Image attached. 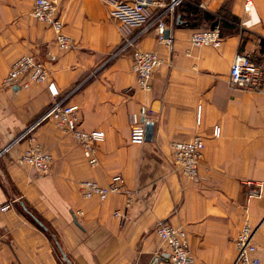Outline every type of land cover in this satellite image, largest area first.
<instances>
[{
	"label": "crops",
	"instance_id": "0c3cea01",
	"mask_svg": "<svg viewBox=\"0 0 264 264\" xmlns=\"http://www.w3.org/2000/svg\"><path fill=\"white\" fill-rule=\"evenodd\" d=\"M58 1L75 42L68 51L33 16L35 0H0V264H156L166 248L156 233L160 221L187 231L196 264H233L247 219L258 228L264 264V84L237 89L230 82L238 53L253 55L264 69V0H254L252 11L245 0L174 7L175 0H152L147 24L127 29L104 0ZM159 21L169 30L163 41ZM215 25L220 47L193 45L196 30ZM136 49L164 59L150 90L133 71ZM27 54L50 72L57 99L79 106L82 128L105 131L97 165L53 120L21 137L55 101L46 83L3 85ZM132 113L154 123L151 141L131 142ZM31 135L53 155L48 173L22 161ZM196 135L205 140L200 182L176 169L172 153V142ZM116 175L125 178V192L105 200L81 194V181L109 185ZM246 180L263 184L261 198H248ZM117 209L127 212L125 220L114 216Z\"/></svg>",
	"mask_w": 264,
	"mask_h": 264
},
{
	"label": "built area",
	"instance_id": "2783aa9c",
	"mask_svg": "<svg viewBox=\"0 0 264 264\" xmlns=\"http://www.w3.org/2000/svg\"><path fill=\"white\" fill-rule=\"evenodd\" d=\"M113 5L112 13L121 19L124 27H143L149 21L147 5L154 3L152 0H104ZM183 0H175L174 6L182 5ZM58 0H35L32 14L38 20L47 23L56 32V41L62 51H68L74 47V39L65 31V23L59 12ZM244 8L252 11L254 0H245ZM126 28V29H127ZM156 30L159 38L165 40L166 26L159 21ZM191 42L195 46L220 47L223 42L219 25L196 30L191 36ZM133 71L135 72L140 88L150 90L154 71L159 68L164 59L155 51L136 49L133 53ZM232 87L237 89L260 90L264 84V69L249 53H238L232 63L230 72ZM33 83H46L54 97V103L48 108L43 116L32 125L21 137L33 133L37 125L45 120H53L66 134H70L80 145L90 165H97L98 147L105 140V131L101 129L85 130L81 127L79 106L58 100L59 90L50 72L41 65L36 57L31 54L23 55L14 61L10 71L3 80L6 87L20 86L28 88ZM202 117L201 106L197 111V120L200 123ZM146 120L138 113L130 115L132 143L142 144L146 142ZM221 133L220 125H215L213 135L218 137ZM29 146L22 155V161L40 173H48L53 164V155L43 148L35 136L29 137ZM205 148V140L201 135H196L189 140L172 142L173 161L177 170L183 175L200 182L202 174L200 163ZM249 186L248 198L250 200L263 196V184L255 180H246ZM126 180L122 175L112 177L109 185L86 179L80 182L81 194L86 198L97 197L105 200L113 192H125ZM129 199L128 206H130ZM10 208V203L1 206V210ZM114 216L125 220L127 212L122 209L114 211ZM257 226L249 219L245 220L236 237V257L233 264H262L259 247L256 242ZM156 233L165 245V253L162 255L166 264H196L193 256L187 231L182 227L173 225L168 221H160L156 226Z\"/></svg>",
	"mask_w": 264,
	"mask_h": 264
},
{
	"label": "water",
	"instance_id": "95a60500",
	"mask_svg": "<svg viewBox=\"0 0 264 264\" xmlns=\"http://www.w3.org/2000/svg\"><path fill=\"white\" fill-rule=\"evenodd\" d=\"M165 36L169 37V30H166ZM154 123L150 120H146V140L151 141L154 135ZM156 264H166V260L163 256L156 260Z\"/></svg>",
	"mask_w": 264,
	"mask_h": 264
}]
</instances>
